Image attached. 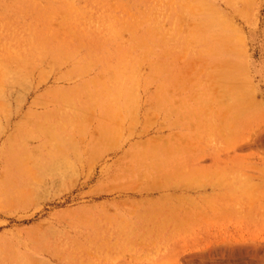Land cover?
<instances>
[{
  "label": "rangeland",
  "instance_id": "374dc122",
  "mask_svg": "<svg viewBox=\"0 0 264 264\" xmlns=\"http://www.w3.org/2000/svg\"><path fill=\"white\" fill-rule=\"evenodd\" d=\"M0 264H264V0H0Z\"/></svg>",
  "mask_w": 264,
  "mask_h": 264
}]
</instances>
